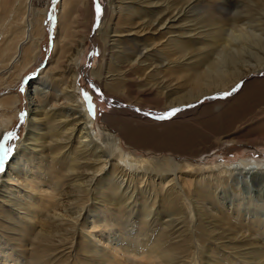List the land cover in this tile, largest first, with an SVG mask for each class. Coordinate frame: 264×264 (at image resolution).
Returning a JSON list of instances; mask_svg holds the SVG:
<instances>
[{"label":"bare ground","instance_id":"obj_1","mask_svg":"<svg viewBox=\"0 0 264 264\" xmlns=\"http://www.w3.org/2000/svg\"><path fill=\"white\" fill-rule=\"evenodd\" d=\"M94 1L60 2L53 55L31 90L40 95L39 104L30 102L26 136L9 162L7 175L0 176V264H19L14 260L21 253L30 252V242V248L36 252L25 263L51 264V251L65 248L68 253L62 258V264H120L114 258L108 260L105 250L99 248L91 236L111 226L117 230L116 225L105 221L107 226L98 218L102 211H112L108 206H115L114 219L128 217L130 220L135 204L143 210L139 233L133 238L135 243H128L131 246L122 251L159 264H174L180 255L179 248L170 244L164 233L150 238L148 232L155 224L153 215L157 205L174 206L177 198H189L190 192L196 195L195 201H184L193 226L192 234L202 235L208 220V224H217L214 230L225 233L223 227H226V238L235 243L229 247L236 245L239 248L235 255L242 257L246 264H250L252 258L249 257L254 255L256 264H264V242L259 240L260 237L264 239V219L251 216L244 204L247 208L244 214L240 206L232 212L219 207L215 190L218 183H229L231 178L244 180L243 189L250 202L247 204L255 207V212H264L261 211L264 209V161L253 160L251 163L248 160L229 167L214 163L193 168L187 155L182 157L184 163L180 164L165 153L160 158L143 150L141 155L135 151L128 153L116 134L95 125L97 120L89 111L79 85L81 62L91 39L100 48L101 56L96 66L90 68L89 76L96 90L110 96L113 105L127 104L136 108L130 102L133 101L130 91L134 86L137 89L146 87L151 93L162 95L161 99L168 107L174 106L176 99L183 103L182 98L174 97L173 100L170 92L165 93L163 88L141 82L152 81L158 69L171 71L193 66L186 65L184 59L195 39L181 36L190 34L186 27L189 23L176 30L170 15H178L177 21L183 23L191 13L212 11L209 17L212 20L216 17L214 23L222 29L231 26V33L226 37H214L210 42L222 51L216 63L209 65L206 74L200 69L190 71L186 82H190L196 92L186 103L230 89L252 73L260 74L264 70V53H253L260 45L264 49V36L257 32L264 29V0H215L217 3L213 8L206 5L208 0H173V5L169 0H110L104 7L100 5L102 12L98 22L94 21ZM159 2L163 4L157 8ZM47 3L48 0H0V87L11 88L39 59ZM165 13L169 17L160 18ZM248 19L247 24H263L249 32L246 30ZM164 28L163 35L171 36L166 42L160 45V39L157 43L150 39ZM260 32L264 33V30ZM233 33L239 35H231ZM143 35H149L148 41H143ZM158 44L161 49L156 48ZM253 59L257 64H252ZM149 69L152 72L146 73ZM177 73L181 74V71L177 70ZM11 92L2 93L4 96L0 97V138L12 124L20 104V97ZM48 97L60 101L61 105L53 102L49 107ZM115 112H111L110 118L106 116L104 122L119 125L120 132L132 142L145 139L140 130L127 129V120L123 122L120 117H112ZM228 142L222 139L219 145H229ZM202 156L199 153V157ZM183 170H186V178L176 174ZM11 172L17 178L16 183ZM179 181L181 188H178ZM42 185H48L52 191L44 190ZM205 201L216 202L218 212L205 213ZM190 264L200 263L193 260Z\"/></svg>","mask_w":264,"mask_h":264},{"label":"rangeland","instance_id":"obj_2","mask_svg":"<svg viewBox=\"0 0 264 264\" xmlns=\"http://www.w3.org/2000/svg\"><path fill=\"white\" fill-rule=\"evenodd\" d=\"M108 1L110 0H99V4L103 5L104 7L108 4ZM169 1L171 2V5H173L174 1ZM60 2L61 0H48L46 14L43 21L45 32L44 37L41 40V45L39 47V59L34 65L29 68L28 71H26L27 73H24L25 75L23 74L17 81H15V83L12 84L11 88L4 89L2 86L0 87L1 98L4 96L2 95V93L7 94L11 91L12 92L10 94H16L18 97H20V104L17 106L16 116L14 117L10 127L3 132L0 140H2L5 134L12 131H15L18 134L19 139L9 141L10 144H15L16 148L14 153L5 161L4 170L0 172V176L7 175V171H9L7 170L9 162L16 155L17 150L20 146V142L26 136L30 102L34 103L35 105L39 104L38 97H40V95L32 93L31 90L34 86V81H36L39 77V73L43 71V69L48 65L53 55L54 43L56 41L58 31L57 17L59 16ZM160 2L159 5L156 6L157 8H160V5L163 4V2L162 4ZM216 3L217 1L215 0H208L206 5L213 8ZM93 10L94 21L98 22L99 15L96 12V0L94 1ZM211 13L212 11H208V13H191L188 15L189 19L185 20L183 23L177 21L178 19H180L177 18L178 15L175 16L174 13L173 15H170L172 23L174 22V24L176 25L175 27H177L176 30H178V27H180L181 25L185 26L186 23H189L186 25V27L188 28L187 32L190 31V34L187 36H181H184L188 40L195 39L194 41H192L191 48L184 59L186 65L193 66L186 67V69H171L172 72L158 69V72L153 75L152 81L145 79V81L141 82L142 85L154 84L157 86V88H163L165 93L167 91L168 93L170 92L173 100H175V98H182L183 103H179V101L176 99L175 102H173L174 106L171 107H168V105L164 104L163 99H161L162 95L157 96L158 93H151V89H146V87L137 89L136 86H134L136 88L132 87L130 91L133 100L130 102H132L134 106H136V108H132L131 105L127 104L113 105L110 96H107L104 92H99L98 90H96V87L92 83V77L89 76L90 68L96 66L97 61L100 59L101 51L99 47L94 45L91 39L88 40L86 57L83 58V62H81V64L83 65V69L81 70L79 78L81 93L83 91H87L92 96L94 109L93 111H91V113L97 120L95 125L100 127L101 129H106L110 132L112 131L114 135L116 134V136L119 137L122 141L123 148H126L124 150H127L128 153H132L133 151H135L136 154L141 155L143 150L144 152H153L152 154L159 158L165 153L164 155H167L168 157L171 156L172 158H174L176 163L178 161L180 164L184 163V159L182 157L187 155V157H189V162L193 164V168L199 165H212L214 163H224L227 167H229L238 165L241 162L248 160L251 163L253 160L263 163L264 70L260 74H258L257 72L252 73L247 77V79L245 78L244 81L232 86L230 89L223 90L217 93L213 92V94L210 95H203L198 100H193L186 103V101H188V97L192 96L193 93L196 92L193 90L191 83L186 82L190 76V71L192 69H200L202 70L201 73L206 74L209 65L216 63L222 51V49L219 48L218 45H211L210 42L214 37H226V35H230L231 33L232 27L225 26L222 29V26L218 24L216 25L214 23L216 17L212 16L214 18L213 20L209 17ZM167 14L168 13L162 14L160 18L169 17L167 16ZM251 14H255V12L251 11ZM225 17L231 18L226 15ZM248 21L249 19L246 21V30L249 32L251 29V31H253V28H257L256 26L260 27L261 24H263L262 22L256 23L255 25L247 24ZM261 30L264 29L260 28L257 32H259V35L262 34L264 36V33L260 32ZM164 31H166L165 28L161 31V35V32L155 33L153 38L150 39H153L156 43L160 39L158 43L161 45L162 43L166 42L167 38L171 37H165L163 35ZM257 32L256 34L258 35ZM91 35L94 36V30H92ZM144 35L143 41H146L149 35H146L145 37ZM231 35L238 36L239 34L233 33ZM159 44L156 48L161 49L162 47H159ZM257 52L264 53V49L261 47V45L253 51V53ZM89 56L92 57L90 58ZM175 58L178 59L179 56H176ZM255 60L256 59H253V65L257 64ZM262 61H264V56L262 57ZM177 70L181 71V74L177 73ZM151 72V69H149L146 73ZM158 73L159 75H157ZM154 76H156L157 78H154ZM233 89L237 90L233 91ZM175 91H178L177 94H175ZM227 92H231L232 94L229 96H225L224 93ZM101 93L103 95H101ZM182 96H185V98H183ZM52 100L51 97L47 98L46 103L48 106L49 104L51 106L53 105V102H56ZM57 102V105L59 104L60 106L61 102ZM172 109H180V111L176 112V114L173 116L167 117L166 114L169 113ZM113 111L116 112L112 117H120L123 122L127 120L126 122H129L128 126H126L127 129L133 128L136 130H140L141 133L145 134V137L143 136L145 139H142L141 142L138 141L139 143L132 142L120 132L122 128L119 125H116L113 122H111L112 124L104 122V118L106 116H109L110 118V114ZM22 114L23 119H21ZM161 116H166V118L160 119L159 117ZM37 132L38 131H35V133ZM97 132L99 135L102 134L100 131ZM222 139L229 141V145H219V142ZM196 153L197 155H194ZM199 153H201L203 156L199 157ZM180 157L182 159H180ZM194 158H197L198 160L196 161V159ZM201 161L204 163H202ZM205 161L207 164L205 163ZM185 172L186 170H183L181 173H178L176 171V174H179L178 176L180 178L181 176H184V178H186ZM10 176L15 179L14 181L16 183L17 178L15 174L11 172ZM231 179L232 180L229 183H218L216 185L217 189L215 188V190L217 193V205L228 212H232L237 208L243 207L240 208L242 209L243 214L248 208L251 216H260L264 219V212H255V207L247 204L250 202L248 199H246L247 193L243 189V184H245L244 180H241L239 178H236L237 180L235 178ZM238 179L241 182H239ZM181 184L182 182L179 181L178 188H181ZM42 188L46 191H52L48 185H42ZM189 194V198L188 196L177 198L176 202H174V206L161 205L162 207H158L157 205V209H155L156 214L153 215L155 224L153 223L154 225H151V230L148 232L149 237L154 238L158 235H161V233H164V236L165 238H167L168 242L179 248L177 252L180 253V255L175 258L176 262L174 264H190L193 260H198L200 264H203V261L204 264H246L245 261H242V257L239 258L238 255H235V253L239 251V248L236 245L229 247V244L235 243L229 241V239L226 238L228 237V229L226 227H223L225 233L218 229L214 230L217 224H212V220H210L212 223L208 224V220L206 222V226H204L202 235H199L197 232L195 234L191 233V227L193 226L191 225L192 223L190 217H188L189 211H185V201L188 202L189 199L195 201L196 197H194L195 194L193 192H190ZM255 194L256 192L253 190L252 196L255 197ZM181 202L184 205H182ZM216 202L207 203L205 201V213L211 214V212H213L215 214L216 212H218V206H216ZM242 204H244L247 208ZM110 207L111 206H108V208L112 210L111 212L102 211L100 215H98V218L101 219L102 224H106L105 221H107L108 223H111V225H116L117 230L113 229L111 226L105 229L106 231L103 230L104 232L101 233L94 232L91 236L93 238V241L97 243L99 248L105 250V254L108 257V260L114 258V260H116L120 264H159L154 260L143 259L141 256H137L133 253L126 254V252L122 251V249L130 247V244L135 243V240L133 238L139 233L138 231L140 228L141 219L140 215L143 213V210L140 209L137 204H135L134 210L132 211V217L129 218L131 221L128 220V217L116 220V218L114 219V217L116 216V210L115 208H113L115 206H112L111 208ZM261 211H264V209ZM119 220H122V222ZM164 223H166V225H163ZM163 228H165V230H163ZM215 235H220L221 238H218L217 236L215 237ZM52 240L53 239L50 240V243L52 242ZM259 240L264 242L263 237H260ZM56 241L57 240H55V242ZM31 245L32 244L30 242L29 253H21V255H19V257H17L14 261H18L19 264H32L25 263L27 261L29 262L36 252V249L33 251L30 248ZM200 246H203V248ZM217 247H219L221 251H218ZM200 248H202V252H200ZM212 250L214 252L211 253ZM51 252V264H62V258L66 255V253H68V250L65 248H59ZM193 252H195L196 254H194ZM30 255L31 258L29 259ZM41 257H43V255H41ZM249 258H252L249 260L250 264H256L255 260H257V258H255L254 255H250Z\"/></svg>","mask_w":264,"mask_h":264},{"label":"snow or ice","instance_id":"obj_3","mask_svg":"<svg viewBox=\"0 0 264 264\" xmlns=\"http://www.w3.org/2000/svg\"><path fill=\"white\" fill-rule=\"evenodd\" d=\"M96 12L98 15L101 14L102 12V9L99 4V0H96ZM236 90L237 89H233V91H236ZM82 94H83L85 102L89 106V111H93L94 105L92 102V96L87 91H83ZM231 94H232L231 92L224 93L225 96H229ZM101 95L103 94L101 93ZM178 111H180V109H172L169 113L166 114V116L167 117L173 116ZM166 116H161L159 118L163 119V118H166ZM21 119H23V114L21 116ZM18 139H19L18 134L15 131H12V132H8L7 134H5L2 140H0V172L4 170L5 161L14 153L15 148H16V145L10 144L9 141H14Z\"/></svg>","mask_w":264,"mask_h":264}]
</instances>
